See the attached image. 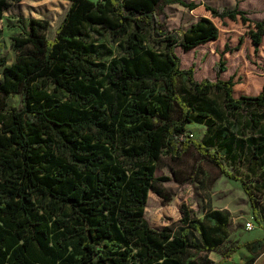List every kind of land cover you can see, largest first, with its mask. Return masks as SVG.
Returning <instances> with one entry per match:
<instances>
[{
    "label": "trees",
    "instance_id": "trees-1",
    "mask_svg": "<svg viewBox=\"0 0 264 264\" xmlns=\"http://www.w3.org/2000/svg\"><path fill=\"white\" fill-rule=\"evenodd\" d=\"M21 1L0 0V19ZM69 1L54 38H48L47 19L30 18L29 29L12 37L15 60L0 59V264H224L241 247L256 253L258 242L263 248L264 241L254 239L214 260L210 253L229 238L228 212L213 209L198 218L185 211L173 231L153 228L145 209L150 192L166 203L173 197L157 162L195 149L242 181L262 224L254 186L228 171L219 153L232 148L236 135L228 127L211 132L219 117L235 119L247 105L264 106V74L258 94L236 96L234 77L221 78L228 45L215 80H197L194 66L181 68L176 48L213 42L220 36L213 18L240 16L250 22L257 52L264 19L206 6L211 17L202 16L179 37L169 30L165 8L196 3ZM213 93L224 95L223 106ZM10 95H21L22 107H9ZM190 124L206 126L202 139L185 136ZM257 140L250 138L264 152Z\"/></svg>",
    "mask_w": 264,
    "mask_h": 264
},
{
    "label": "rangeland",
    "instance_id": "rangeland-1",
    "mask_svg": "<svg viewBox=\"0 0 264 264\" xmlns=\"http://www.w3.org/2000/svg\"><path fill=\"white\" fill-rule=\"evenodd\" d=\"M98 1V0H93ZM188 3H196L198 6L190 9L180 3L170 4L165 8L169 30L177 36L195 23L202 16H210L206 6L214 8H238L244 11L245 16L251 21L264 19V0H185ZM71 5L69 0H23L13 3L0 19L1 37L0 44L3 48L0 59L5 58L7 64H11L16 53L12 49V37L23 34L29 29L30 18L47 19L50 23L48 38L55 37L56 30ZM220 29L217 40L200 45L189 51L181 47L176 48V53L181 59V68L187 69L194 66V77L197 80L217 78L216 64L220 60L222 52L225 53L226 70L222 72V79L234 77L235 95H256L262 87L264 74V40L259 50L255 47L248 34L249 23H245L239 16L237 19L213 18ZM100 35H96L99 37ZM242 37L243 41L240 42ZM102 40L108 42L116 50V44H110L109 37L103 33ZM3 67H0V81ZM184 81L181 85L184 86ZM186 87V85H185ZM216 102L223 106L224 95L213 93L211 95ZM21 95H10L8 106L22 107ZM258 121L256 124L252 119ZM222 127L230 128L236 135L232 148L224 152L225 147L219 148V153L228 171L242 179H246L254 186L261 203L259 223L253 214L250 197L246 193L241 180H235L216 168L211 162L201 159L195 149L189 150L180 158L163 155L157 162L158 174L168 176L169 180L163 183V188L173 194L172 200L164 202L155 193L150 192L145 217L153 228L161 229L169 226L176 231L180 228L179 219L184 212H189L193 217L203 218L213 209L228 212L230 216L229 238L218 248L210 253L211 257L219 258L220 254L229 248L236 247L247 241L260 239L264 241V152H260L250 142L251 137L264 141V106L247 105L238 118H217L215 131ZM206 132V126L190 124L187 126L185 136L202 139ZM227 144L229 142H226ZM254 224L252 230L246 228V223ZM256 253L249 251L247 257L233 259L228 264H264V247L259 243L253 244ZM240 248L239 250H241Z\"/></svg>",
    "mask_w": 264,
    "mask_h": 264
},
{
    "label": "crops",
    "instance_id": "crops-1",
    "mask_svg": "<svg viewBox=\"0 0 264 264\" xmlns=\"http://www.w3.org/2000/svg\"><path fill=\"white\" fill-rule=\"evenodd\" d=\"M54 38V37H53ZM242 248V247H241ZM243 248H245V247H243ZM241 249V250H237L229 259H228V261H226L224 264H228V263H230V262H232L233 261V259H235V260H237V258H241V256L242 257H247V256H249L248 255V253H249V251H247V249ZM210 257H211V255H210ZM212 259H214V260H217V258H213V257H211Z\"/></svg>",
    "mask_w": 264,
    "mask_h": 264
},
{
    "label": "built area",
    "instance_id": "built-area-1",
    "mask_svg": "<svg viewBox=\"0 0 264 264\" xmlns=\"http://www.w3.org/2000/svg\"><path fill=\"white\" fill-rule=\"evenodd\" d=\"M246 228H247L248 230H252V228H254V224H253L251 221H248V222L246 223Z\"/></svg>",
    "mask_w": 264,
    "mask_h": 264
}]
</instances>
